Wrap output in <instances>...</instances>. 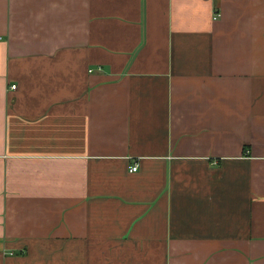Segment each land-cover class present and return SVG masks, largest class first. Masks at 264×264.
<instances>
[{"label":"crops","instance_id":"1","mask_svg":"<svg viewBox=\"0 0 264 264\" xmlns=\"http://www.w3.org/2000/svg\"><path fill=\"white\" fill-rule=\"evenodd\" d=\"M0 264H264V0H0Z\"/></svg>","mask_w":264,"mask_h":264},{"label":"built area","instance_id":"2","mask_svg":"<svg viewBox=\"0 0 264 264\" xmlns=\"http://www.w3.org/2000/svg\"><path fill=\"white\" fill-rule=\"evenodd\" d=\"M16 87H17V86H13L12 88H13V89H16ZM137 170H138V167H137V166L134 167V168H132V172H136Z\"/></svg>","mask_w":264,"mask_h":264}]
</instances>
